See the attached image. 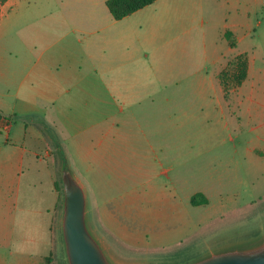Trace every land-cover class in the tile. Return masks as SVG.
I'll return each instance as SVG.
<instances>
[{
  "label": "crops",
  "instance_id": "0c3cea01",
  "mask_svg": "<svg viewBox=\"0 0 264 264\" xmlns=\"http://www.w3.org/2000/svg\"><path fill=\"white\" fill-rule=\"evenodd\" d=\"M262 8L264 0H155L115 19L106 0L0 3V245L17 247L27 227L49 233L31 243L56 248L61 153L68 164L98 169L119 150L116 139L121 150L129 146L134 133L124 127L142 130L146 105L160 110L201 88L224 95L220 71L233 56L259 51L242 43L259 28ZM9 254L25 264L23 252ZM37 258L47 264L52 253Z\"/></svg>",
  "mask_w": 264,
  "mask_h": 264
},
{
  "label": "rangeland",
  "instance_id": "374dc122",
  "mask_svg": "<svg viewBox=\"0 0 264 264\" xmlns=\"http://www.w3.org/2000/svg\"><path fill=\"white\" fill-rule=\"evenodd\" d=\"M256 15L259 28L242 45H258L259 51L245 54L251 68L248 62L239 86L228 84L224 95L201 88L179 102L171 96L160 110L146 105L137 121L142 130L124 127L122 132L134 133L126 134L129 146L121 150L124 139H116L119 150L105 153L100 168L68 164L82 175L89 228L116 264H186L264 238V8ZM232 39L234 46L227 45L233 50ZM60 169L57 164V218ZM198 191L207 203L191 204ZM25 228L17 247L0 245L7 264L17 262L9 250L23 252L18 259L25 264H41L37 255L45 252L52 253L51 264H66L59 223L56 248L29 240H44L47 230Z\"/></svg>",
  "mask_w": 264,
  "mask_h": 264
},
{
  "label": "water",
  "instance_id": "95a60500",
  "mask_svg": "<svg viewBox=\"0 0 264 264\" xmlns=\"http://www.w3.org/2000/svg\"><path fill=\"white\" fill-rule=\"evenodd\" d=\"M61 245L66 264H116L87 222V193L68 163L60 169ZM186 264H264V238L246 247L211 252Z\"/></svg>",
  "mask_w": 264,
  "mask_h": 264
},
{
  "label": "trees",
  "instance_id": "16d2710c",
  "mask_svg": "<svg viewBox=\"0 0 264 264\" xmlns=\"http://www.w3.org/2000/svg\"><path fill=\"white\" fill-rule=\"evenodd\" d=\"M5 0H0V3ZM155 0H106V5L115 19H121L132 12L151 4ZM231 31L227 30L224 33L225 38L228 40L231 46H234ZM248 60L245 54L237 55L231 59L225 68H223L218 77L223 85L225 92L228 84L239 86L247 76ZM62 162L66 163V159L61 154ZM190 202L193 205L205 204L208 202L206 197L201 193L197 192L190 198ZM51 258L47 260V264H50Z\"/></svg>",
  "mask_w": 264,
  "mask_h": 264
}]
</instances>
